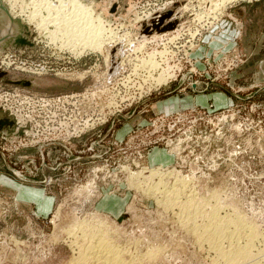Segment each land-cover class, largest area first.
Returning a JSON list of instances; mask_svg holds the SVG:
<instances>
[{
    "label": "rangeland",
    "instance_id": "obj_1",
    "mask_svg": "<svg viewBox=\"0 0 264 264\" xmlns=\"http://www.w3.org/2000/svg\"><path fill=\"white\" fill-rule=\"evenodd\" d=\"M16 1L22 4L24 0ZM81 1L92 5L94 17L101 13L113 26L124 23L133 33L139 30V24L130 22L137 6L140 9L147 3L174 1L169 7V10L173 8L172 15L156 26L155 31H148L156 34L157 42L151 47L158 50L167 45L165 37L175 38L180 23L186 22L184 25L192 29L197 26L192 12H179V8L188 2L200 3V0ZM217 1L222 17L230 6L248 8L247 22L237 15L240 19L231 25L233 47L206 53L202 36L188 58L181 60L183 64L175 75L165 68L159 70L151 93L137 94L135 100L111 108L106 123H98L82 136L60 141L53 138L43 147L32 143L33 137L25 134L31 127H17L16 131L13 127L11 131L16 134L10 136L0 134V177L24 182L22 178L26 179L23 176L26 175L29 180L24 184L45 187L46 193L55 197L51 201L54 211L39 214L36 204L18 198L17 190L2 183L0 178V264H76L80 261L77 256H85L89 245L79 237L80 226L89 234L98 229L105 231V238L123 253V264H222L223 258L220 255L222 260L217 258V252L207 246L208 240L203 241L199 235L202 230L194 233L188 229L190 216H196L195 224L199 226L207 222L205 219L213 210L219 212L218 217L224 215L223 219L231 225L236 220L234 227L238 223L255 226L253 258L249 257L253 260H241L239 264H264V0ZM30 2L26 0L24 5ZM6 3L12 4L11 0ZM10 6L15 15H21L19 7L17 12L15 6ZM41 11L42 16H48V10ZM30 20L27 18L25 23ZM172 23L174 26L169 28ZM53 28L56 29L51 23L47 30L31 28L39 42L27 54L36 65L47 63L50 66L47 72L0 69V102L14 111L13 114L8 111L10 117L21 118L26 112L35 114L29 123L40 132L59 124L49 117L53 111L61 116L65 111L70 112V107L56 106L50 111L40 103L36 106L26 103L22 96L37 99L89 89L100 91L103 77L109 78L108 83H102H107L110 94L121 95L125 88L119 81L133 71L139 62L136 58L141 56L133 50L126 52L122 42L116 46L106 43L103 51L58 52L50 39V35H57ZM129 43H133L131 39ZM176 52L170 58L173 63L180 60ZM160 53H149L145 62L159 69L161 63L155 56ZM154 62L159 64L156 66ZM84 70L89 71H85L87 75L81 80L78 74ZM111 74V78L107 76ZM155 78H159L158 82ZM22 80H30L31 84L16 83ZM164 104L174 105L166 111ZM105 105L109 104L102 106ZM1 107L0 114H4ZM123 128L125 133L120 134ZM159 150L172 154L171 161L168 157H162L165 163H160V157L153 161L151 157ZM27 159H34L36 165H26ZM159 182L160 191H150ZM113 192L123 197L121 203L111 205ZM105 195H110L107 201ZM188 197L195 206L189 210L190 215L179 205ZM171 203L175 204L168 206ZM110 206L122 210L118 213L107 209ZM197 211L203 213L195 215ZM240 224L237 228L242 231L244 243L248 233L243 232ZM225 239L220 240L224 245L229 243ZM73 241L78 246L84 243L83 252L78 251ZM83 259L82 264H98L94 259Z\"/></svg>",
    "mask_w": 264,
    "mask_h": 264
},
{
    "label": "bare ground",
    "instance_id": "obj_2",
    "mask_svg": "<svg viewBox=\"0 0 264 264\" xmlns=\"http://www.w3.org/2000/svg\"><path fill=\"white\" fill-rule=\"evenodd\" d=\"M5 1L7 2L8 0H5ZM25 1L26 0H24L22 4H16L17 3L16 0H11L12 4L9 3L10 5H13L16 7L17 12H18V7L20 8L19 9L20 12L18 14H21V15H19V16L15 15L11 6L8 3H6L9 5L8 7H10L9 10H11L10 13L13 14V15L11 14L12 17L16 18V16H18V18L20 17L21 19H23L24 22H27L26 21L27 18L28 19L30 18L31 22H28L26 24H28L29 27L33 28V29L38 27V29L42 28V29L47 30L50 23L53 24V26L55 25L56 29L54 30V28H53V30H54L55 34H57V35L56 36L53 35V37H51L50 33H49V35H50L51 42H53V44L56 46V49L59 50L58 52H61V51H63V49H65V50H69L73 54H81L82 51H84L85 49L101 50L106 43L112 42L110 44V46H116L122 42V45H125L127 47L125 49L126 52L129 50H133L135 53H139V54L141 53L140 54L141 56L139 58H136V60L139 62H136V66L133 67V71L130 72L129 74H127L125 76V78L122 80V86H124L125 89H124L123 93L120 92L121 95H115V94L111 95L110 89L106 88L104 83H103L104 85L101 87L100 91L84 92L81 94L82 95L81 96L82 103L85 101H88V100H93L92 98L105 97L106 103H108L109 105L103 106L104 113H107L109 109L112 110L111 108H116V106L118 107L122 103V101H124V100L126 101L128 99L131 100V99L135 98L136 97L135 95H137V93L140 94L141 96H144L148 92L151 93V91L153 89H155V88H153V86L155 85L154 77L157 74H159L158 73L159 70H163V68H165L167 71L172 72L175 75L176 70L179 69L181 67V65L183 64V62L181 60L188 58L190 50L194 49V47L197 46V43L199 42L202 35L205 32L209 31L222 17V13L220 14V12H219L220 10H218V8H217L218 7L217 6V4H218L217 0H200V3H198V1H197V2H193L192 4H190L191 2L190 3L188 2V3L184 4L182 7H180L179 12L180 11H185V12L193 11L190 14L192 16L193 20L198 21V22L199 21L202 22L203 23L202 25H204V28H203V30H200L199 27H196L195 29H191L190 27H188L189 39L186 38L187 39V41H185L186 44L183 46V49L181 51H177V52L175 51L176 54L179 53V56L181 54H184V53H185V55L183 58L179 57V59H180L179 62L173 63V60H170V58L172 59V57L174 56L173 54L175 52L173 50L175 49V45L179 42H182V40H183L182 38H185V34L187 33V32H184V28H183V27H185L184 23H180L179 28H177L175 30L176 34H175L174 39H172V37H165V39H167V40H165V39L164 40L166 41L165 44H167V45L163 46L164 49L158 50L157 47H151L153 44L152 45L150 44V43H153L154 41L157 42V37H156V34H154V32H153L154 35L151 36V39H149L150 37H148L147 35H145V36L141 35V32L138 31V29L135 31V33H133L132 30H127L128 28H126L124 23L120 24V26H113V23L110 22V20L108 18H106L105 16L103 17L101 15V13L98 14L96 17H94L93 15L96 14V12L91 7L92 5H90V6L85 5L81 0H31V2L29 4H27V6L24 5ZM222 1H223V3H225V2L230 1V0H222ZM204 3H205V5H204ZM187 5H189V6H187ZM139 7L140 6H137L136 12L133 13L134 14L133 20L130 22L138 24L141 21H146V20H149L152 18L151 17L152 12L149 11L147 13L148 10L147 11L141 10V8L139 9ZM44 8L46 10H48V16H42L41 15V12H42L41 10ZM22 16H25L27 18H24ZM165 18L166 17H164V14H163L161 21L156 23L155 25H153V30H150V31H155L156 26H160ZM8 29L10 31H12L13 29L15 30L14 26L12 28L10 27ZM34 33H33V35H34ZM51 33H53V31H51ZM43 34H45V33H43ZM146 34H148V33H146ZM164 34H166V33H164ZM47 36H48V34L46 35V37ZM130 39H131V42H133L132 44L129 43ZM33 41L35 43V46L39 42L37 37H35V38L33 37ZM154 48H155V50H153ZM25 50H29V48H23V49L16 50V49L9 47V48L5 49V52L18 51L19 53H22V54L25 53L27 55L30 52V50L29 51H25ZM102 51H103V49H102ZM157 51H161L160 54H156V56H155V59H158L161 63V66H159V69L154 68L153 67L154 64L152 65L151 63L145 62V60L147 58H149V56H150L149 53L157 52ZM161 55L164 56L163 59H162ZM148 61L150 62V59ZM123 62H124V59L121 60V66H122ZM154 63L156 66L159 64L158 62H157L158 64H156V62H154ZM26 69L28 71V70H31L33 68L26 67V68H23L22 70H26ZM85 71H87V70H85ZM85 71L80 72L78 74L80 78L84 79V77L87 74ZM81 74H82V76H80ZM138 74L139 75L142 74L143 76H146V77L145 78H141V77L139 78ZM132 76H134L136 78V80L133 81ZM137 78H139V79H137ZM161 78H163V77L161 76L160 79ZM130 79H132L131 82H130ZM158 79L155 78V80L157 82H158ZM171 79L169 80V82L171 81ZM164 81H168L167 78H165ZM130 83H132V84L129 85ZM99 85H101V84L99 83ZM138 90H139V92H137ZM106 94H110L111 96L106 95ZM93 101L99 102L97 100H93ZM117 111H120V110H117ZM23 116L25 117V119L28 118L26 115H23ZM99 118H101V119H99ZM18 119L22 120V117L21 118L19 117ZM108 119L109 118L107 115H103V117L94 118L92 120H89V119L82 120L81 122H78L76 124V126H77L76 129L81 130L80 128H78V125H80V124L84 125L82 129H85L86 127L96 125L98 122L106 123V120H108ZM65 125H66V122L64 123V126ZM13 127H14V130H16L18 127V121L16 119L14 120ZM4 130H5V128H4ZM7 130L9 131V127H7ZM2 133L5 134V136H10L13 134L12 131H10L9 134H6L4 132H0V134H2ZM69 133L71 134V132H69ZM25 134L28 135L29 137H31V135L35 136L34 131H32L31 129H27ZM31 142L36 143V144L39 143L40 145L41 144L46 145V142L40 141V140H38V141L32 140ZM152 173H156V171H154ZM133 175H134V173H133ZM159 185H160V182L158 184H156V186H154L155 188H153V189L150 188V191L151 190L153 192L160 191ZM180 190L182 191V189H180ZM173 204H175V203H171L170 205L168 204V206H172ZM165 205L167 206V204H165ZM179 205H182V211L183 212H184V210H186L187 214H189L190 213L189 210L191 208H193L194 203L192 202V199L190 200L188 197L187 201H185L182 204L179 203ZM222 208H223V206H222ZM217 212L218 211L213 210L212 212L209 213V215L206 213L208 215V216L206 215L207 217L205 219V220H207V222H205V223L200 222L203 224H201L199 226H198V224H195V222L197 221V220L196 221L194 220L196 216L195 217H194V215L190 216V218L188 217L189 218L188 220L186 219L187 221H189L190 228L187 226V224H186V226L188 227V229H191V230L193 229L194 233H195V231L197 232V230L201 229L202 232L199 235L201 236L203 241L208 240L209 245H208V242H206L207 246H210L211 250L213 248L214 249L213 252L214 251H215L214 253L217 252V256L220 255L223 258V260L226 262V264L227 263L228 264H239V262L241 260H245V262H246V260L247 261L250 260L249 259L250 256L253 258V254H251V249H252L251 247H252V245L254 246L255 236L257 233L255 228H254L255 226L253 227L250 224L245 226L244 223L242 225L240 223H238V225L240 224V226H243L242 227L243 232L245 231L246 233H248V234L245 233L246 234L245 242L242 243V236H241L242 231H240L239 228H237L238 227L237 224H236L237 227H234L236 220H234L235 223L232 224L233 225V229H232V225L226 219H223L224 215L223 216L219 215L220 217H218ZM202 213H203L202 211H197L195 213V215L196 214L201 215ZM186 220H185V222L183 221L184 224L187 222ZM228 220H230V219H228ZM201 221H203V219ZM230 221H232V220H230ZM240 222H242V221H240ZM86 227H87V225H86ZM82 228H83V226H80V228H79V230H81L80 233L82 235L79 237H83V239H82V240H84L83 242H86V244H89V245L87 246V248L84 251L85 256H84V254L78 255V256L76 254L78 260L81 261V259H82L84 261L85 259H83V258H87V260H88V258H91V259H94V261H97L98 264H123V262H124L123 258H122L123 253L121 254V251L119 250L118 246L114 242L108 241L105 238V236H106L104 234L105 231L103 232L102 230L98 229V230H95L89 234V233H86L85 229H82ZM242 228H241V230H242ZM95 229H96V227H95ZM76 234H77V232H76ZM226 237L228 238L229 243L228 244L226 243V245H224L223 242H221V241H226L227 240V239H225ZM198 238H199V236H198ZM222 239H224V240H222ZM92 241H96V243L97 242L98 243L97 244L94 243L95 244L94 245L92 243ZM203 244H204V242H203ZM73 245H75L76 247L79 248L78 251H80V249H81V252H83L82 246L84 245V243L82 245L80 244L78 246L76 241H73ZM74 253H76V252H74ZM220 256H218L217 258H221ZM222 258H221V260H222ZM76 259L74 261H76ZM262 259H263V256H262ZM216 260H218V259H216ZM251 260H253V259H251ZM80 261H77V262H80ZM224 261H223V263H224ZM77 262H76V264H77ZM80 264H82V261ZM128 264H131V263L128 262Z\"/></svg>",
    "mask_w": 264,
    "mask_h": 264
},
{
    "label": "built area",
    "instance_id": "obj_3",
    "mask_svg": "<svg viewBox=\"0 0 264 264\" xmlns=\"http://www.w3.org/2000/svg\"><path fill=\"white\" fill-rule=\"evenodd\" d=\"M173 2L174 1H169L167 3H160V2L147 3V5L143 4L141 6V10H146V11L148 10L147 13L149 11L152 12V15H151L152 18L151 19L146 20V21H141L140 23H138L139 24V30L138 31L141 32V35H144V36L147 35L150 38H151V36H153V34L149 33V35H148L146 33H148V30L149 31L153 30V25H155L156 23L161 21L163 14L165 15L166 13H168V11L173 9L171 7L169 10V7L172 5ZM204 5H205V3H204ZM191 12H193V11H191ZM185 23L186 22H184V24ZM194 23L197 25L196 27H199L200 30H203L204 25H202L203 24L202 22L194 21ZM184 26H185V27H183L184 32H187V33L185 34V38H182L183 39L182 42H179L175 45L176 51H181L183 49V46L186 44L185 41H187V39H189V34H188V30H189L188 27L189 26L188 25H184ZM195 28H193V29H195ZM150 32H152V31H150ZM150 44H152V43H150ZM184 55H185V53L181 54L180 57L183 58ZM10 67H14V68H17L19 70H22L23 68H26V67H30L33 69L28 70V71H31L34 73L35 72H44V71L47 72L50 69L49 68L50 66L47 63L36 65L31 60H29L28 55H26L25 53L22 54V53H19L18 51H15V52H13V51L12 52H5L4 51L0 55V69H7ZM52 69H54V68H52ZM22 71H24V70H22ZM26 71H27V69H26ZM88 71L89 70H87V72ZM112 75L113 74H111L110 76L109 75H107V76L111 78ZM119 76H121V75H119ZM103 78H105V79L100 80L101 86L104 85L102 82L106 81L108 83V79H109L107 77H103ZM124 78H125V76H123V79ZM80 79L82 80L83 78H80ZM122 80L119 81V84L122 82ZM106 82H105V85H107ZM93 91H94L93 89H89L88 91H84V92H93ZM16 92H19V91H16ZM84 92H73L72 94H66V95L60 94V95L53 96V97H48V96L44 95L43 97H38L37 99H34V97L27 96V95L22 96V97H25L26 103L34 104V106H36L37 103H40L43 105L42 107L48 108L50 111L56 106L61 108V106L65 107V105H68L70 107V112L65 111L68 113L67 115H65V112H64V114H61V116L59 114H56V112H54V111L52 112L53 115L49 116V117H52V119H56L55 122L58 120L59 124H57L56 126H53L51 128H48V131L40 132L39 130L32 129V126H31L32 123L30 124L29 120L33 119V115L36 116L33 113L30 114L29 112H26L27 114H25V115L28 118L25 119V117L22 116V120H23L22 122L20 119H18L20 116L17 118L18 115L16 117L15 116L14 117L11 116V117L14 120L16 118V120L18 121V127H29V128L31 127L30 129L32 131H34V134H35V136L31 135V137H33V140H36V141L40 140V141H44V142H46V141L49 142V140H51L53 138H55L56 141H60V140L68 139L72 136H74V137L82 136L84 133L96 128L98 123L103 124L104 122H98L96 125L86 127L85 129H82L84 125L80 124V125H78V128H80L81 130L76 129L77 128L76 124L78 122H81L82 120H86V119L92 120L94 118L103 117V115L109 116V113L111 111L109 109L107 113H104V108L102 105L106 103L105 97H103L104 99L102 97L92 98L93 100L99 101L98 103L93 101V100H88V101H85L82 103V101H81L82 95L81 94ZM137 92H139V90ZM18 96L15 95L14 97H18ZM135 99H136V97L131 99V101H133ZM129 100L130 99H128L126 101H129ZM126 101L124 100V101H122V103H125ZM1 104H3V105H1ZM0 106H2L1 107L2 111H4V113L7 114L8 116H10L11 114L14 113V111L11 110V108H9L7 104L0 102ZM7 108H9V110H7ZM8 111L11 114H9ZM99 119H101V118H99ZM65 122H66V125L64 126ZM19 125H21V126H19ZM22 125H25V126H22ZM15 131L13 133L16 134ZM69 132H71V134Z\"/></svg>",
    "mask_w": 264,
    "mask_h": 264
},
{
    "label": "crops",
    "instance_id": "obj_4",
    "mask_svg": "<svg viewBox=\"0 0 264 264\" xmlns=\"http://www.w3.org/2000/svg\"><path fill=\"white\" fill-rule=\"evenodd\" d=\"M231 9V10H230ZM248 8L245 6H240V7H233L230 6L229 8V12L225 13L224 16L207 32H205L202 36L204 37V39H201V42L203 44H205V52L208 53L210 50L211 52L214 51L216 52H221L224 50H228L229 48L233 47V37H231L233 35V22L239 20L240 18H238L237 15L241 16V19H244L243 21H245V23L248 20ZM236 13V14H235ZM228 29V31H227ZM228 34V35H227ZM203 40V41H202ZM205 40V41H204ZM198 46V44H197ZM196 48V47H195ZM210 52V53H211ZM210 55V54H209ZM194 57V54H193ZM206 67V65L204 66ZM202 67V68H204ZM197 83H193V85L196 87H198V85H196ZM199 84V83H198ZM198 90V89H196ZM176 103V102H175ZM174 103V104H175ZM174 104H164V110H169L170 106L174 105ZM125 133V128L121 129L120 134ZM41 146H45L41 145ZM42 155H44V153L42 152ZM154 158L151 157L152 159H154L153 161L157 160V157H160V163H165L164 161V157H168L167 159L169 161H171V157L173 156L172 154L168 153L167 151H163V150H159L157 152H155L153 154ZM163 157V158H162ZM42 158L44 159V156H42ZM33 159H29V161ZM33 163V165L35 164V162H31ZM159 163V162H158ZM36 165V164H35ZM39 167V166H37ZM36 167V169H37ZM41 170V167L39 168ZM43 173L45 174L44 168L42 169ZM14 175L18 177V175H16V173L14 172ZM25 176L26 179L22 178L24 180V182H28L29 178L26 175ZM1 181H4L2 183L8 185L9 187L17 190V196L18 198L24 199L26 201H31L34 204H36V207L38 209V213L39 214H46V213H50L51 211L53 212L55 207L53 204H51V201H54L55 197H53V195H49L46 193L45 187H41L38 185H32V184H24V182H20L17 181L16 179H12V180H5L4 179V175H1ZM128 195H132L130 191H128ZM114 193V192H113ZM41 194H44V196H42ZM109 194V193H106ZM112 193H110L111 195ZM108 195V197L110 196ZM106 197V195L104 196V198ZM108 197L105 198V201L108 200ZM110 197H112V203L111 205L117 204V203H121V201L123 200V197L117 195L116 193L112 194ZM104 200V199H103ZM110 210H113V206H110L109 208ZM122 208L120 210H113V211H117L118 213L121 212Z\"/></svg>",
    "mask_w": 264,
    "mask_h": 264
},
{
    "label": "water",
    "instance_id": "obj_5",
    "mask_svg": "<svg viewBox=\"0 0 264 264\" xmlns=\"http://www.w3.org/2000/svg\"><path fill=\"white\" fill-rule=\"evenodd\" d=\"M115 8V7H114ZM172 11H169L164 15V17H170ZM13 29L10 31L8 28ZM174 24L172 23L169 28H172ZM8 30V31H7ZM13 48L16 50L23 48H35V43L33 41V32L28 24L23 22L21 18L12 17L9 7L5 1L0 0V52H4L7 48ZM19 84L30 85V80L16 81ZM14 125V119L7 114H0V132L9 134ZM9 127V131L7 130ZM5 128V130H4ZM33 159L29 161L27 159L25 164L34 162Z\"/></svg>",
    "mask_w": 264,
    "mask_h": 264
}]
</instances>
